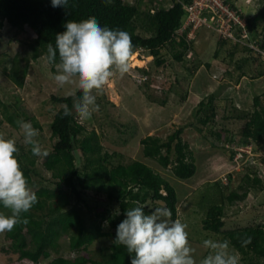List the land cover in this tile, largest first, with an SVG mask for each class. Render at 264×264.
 Listing matches in <instances>:
<instances>
[{
	"label": "rangeland",
	"instance_id": "1",
	"mask_svg": "<svg viewBox=\"0 0 264 264\" xmlns=\"http://www.w3.org/2000/svg\"><path fill=\"white\" fill-rule=\"evenodd\" d=\"M227 1L247 19L259 11L262 3V0ZM161 2L166 7L170 5V0ZM147 8L148 5L141 4L139 9L143 11ZM202 15L208 17L204 11ZM183 18L184 26L186 14ZM133 22L137 33L151 35L141 13ZM253 34H249V41L242 39V42L235 43L233 40H221L212 26H200L190 37L186 34L191 47L182 60L174 59V50L170 47H163L160 57L165 61L160 65L155 64L148 50L138 49L132 54L130 71L123 77L117 74L110 78L103 95L97 96L99 111L91 119L80 121L73 109L75 118L88 131L94 129L99 135L102 152L109 155V165L139 160L151 166L173 186L177 197L176 219L187 225L188 239L196 249L197 262L208 254L203 247L204 240H227V231L233 229L259 225L264 228V141H252L247 145L237 143V134L244 120L240 115L254 109L253 97L257 95L264 107V49L254 42L264 36V20L256 23ZM33 36L27 26L18 29L3 21L0 28V98L8 104L19 102L20 111L35 117L41 125L40 135L36 139L42 150L48 152L51 144L49 123L60 106L51 101L50 95L67 96L72 89L70 86L59 88L55 84L52 76L56 74V68H52L44 55L37 59L30 58ZM253 54L255 60L252 59ZM14 60L21 67L27 66L22 87H17L2 71L4 63L9 68ZM258 73L262 74L258 76ZM210 94H214L215 115L206 124H201L194 113L198 102ZM178 129L181 130L180 139L188 145L195 164V173L186 179L178 178L172 172L174 150L169 156L171 163L162 167L156 160L143 156L140 143V139L146 135H155L164 142ZM219 129L225 135L221 139L214 136V131ZM0 133L5 138L16 140V144L28 147L23 143L19 127L12 128L2 121ZM226 136L233 137L234 142L226 141ZM176 142L177 138H174L172 145ZM44 158V155L36 158L33 183L28 185L33 191L40 186H55L51 172L42 165ZM246 173L260 177L263 188L248 190L240 200L228 202L223 199V226L218 232L204 229L206 211L209 205L217 202V188L213 183L220 181L222 185L242 193L245 187H240V184ZM86 200L91 205L101 203L103 206H113L112 211L118 212L117 205L110 204L106 194L89 191ZM145 205L151 210L165 206L161 200H148ZM110 240L107 237L93 241L88 246L90 254L96 258L98 250L108 245ZM60 241L59 251L41 259L39 264H47L57 254H70L67 237L62 236ZM8 246L9 241L4 233L0 234V264H34L18 258ZM229 251L239 255L240 264L257 262L251 252L246 261L230 245Z\"/></svg>",
	"mask_w": 264,
	"mask_h": 264
},
{
	"label": "trees",
	"instance_id": "2",
	"mask_svg": "<svg viewBox=\"0 0 264 264\" xmlns=\"http://www.w3.org/2000/svg\"><path fill=\"white\" fill-rule=\"evenodd\" d=\"M191 1L170 0V5L166 7L161 0H131L130 3L126 0H111L110 3L108 0H69L67 8H64L53 7L51 0H0V28L3 21L18 29L27 26L34 34L30 58L37 59L42 55L47 57V45L52 43L55 46V36L65 30L68 20L81 21L95 17L102 27L128 32L134 45L132 54L138 49L148 50L155 64L160 65L165 61L160 57L161 48L170 47L174 50L172 52L174 59L182 60L191 47L186 36L188 28L180 29L183 16L186 14L184 5ZM141 4L148 5V8L141 11L139 9ZM138 13L142 14L146 25L148 23L146 28L152 32L151 35L142 36L136 32L133 20ZM263 20L264 0L259 11L247 19L250 35H254L256 23ZM254 42L264 49V36ZM252 59H256L254 54ZM17 63L14 60L9 68L4 63L2 71L17 87H22L27 75V66L21 67ZM51 66L54 68L55 64ZM77 95L80 93L77 92ZM50 99L60 106L54 111L49 123L51 144L42 165L45 170L51 172L55 186H40L34 190L38 202L29 212L22 214V218H26L28 223L17 225L13 231L4 233L9 241L7 248L16 253L18 258L39 264L41 259L59 251L62 244L60 239L65 236L70 254L67 256L57 254L47 264H130L131 257L125 247L113 244L117 225L125 218L126 211L137 206L142 207L146 214L150 213L151 209L145 205L148 200L163 201L172 211V219L175 220L177 218L175 189L151 166L142 161L109 165V155L102 152L99 135L94 129L88 131L84 124L75 118L71 95L51 94ZM213 104L214 94L198 102L194 115L199 123L206 124L214 117ZM18 105L19 102L8 104L0 98V123L5 121L16 129L19 127L16 121L23 119L41 130V125L35 117L20 111ZM64 105L72 111L71 115H63ZM253 105L254 109L250 113L240 115L244 120L237 134L239 139L237 143L247 145L252 141L255 143L264 141V107L261 106L257 95L253 97ZM180 131L176 130L164 142L155 135H146L140 139V143L143 156L156 160L162 167H167L171 163L169 156L174 150L172 172L176 177L186 179L195 173V164L191 151L187 149L188 145L180 139ZM214 136L221 139L225 135L219 129L214 131ZM174 138H177V142L172 145ZM225 139L234 142L233 137L226 136ZM16 145L19 148L17 159L30 185L33 183L32 176L35 173L37 156L32 155L30 145L27 148ZM213 186L217 188V202L209 205L203 218V228L218 232L224 224L225 215L224 204L221 201L240 200L250 189L261 190L263 180L254 173L244 174L240 184V187H245L242 193L233 187L222 185L220 181L214 182ZM228 188L229 192L225 194ZM89 191L106 194L108 202L117 205L118 212L112 211L113 206L87 203L86 196ZM0 211L10 215L2 205ZM226 235L229 245L239 251L245 260L248 259L250 252L257 260L245 264H264L262 226L233 229L227 231ZM107 237L111 239L110 242L101 247L94 258L88 246L98 238ZM248 237L251 238V242L247 246H242L241 240Z\"/></svg>",
	"mask_w": 264,
	"mask_h": 264
},
{
	"label": "clouds",
	"instance_id": "3",
	"mask_svg": "<svg viewBox=\"0 0 264 264\" xmlns=\"http://www.w3.org/2000/svg\"><path fill=\"white\" fill-rule=\"evenodd\" d=\"M51 4L67 8L69 0H51ZM186 28L188 36L190 28ZM133 49L128 32L102 27L95 17L68 20L65 30L56 34L55 46L52 43L47 45L46 59L56 68L52 79L59 88L71 87L69 95L80 121L91 119L99 111L97 96L103 95L110 78L117 74L123 77L130 71ZM71 114L72 111L64 105L63 115ZM16 123L24 145L31 146L32 155L46 156L48 153L42 150L36 139L39 130L23 119ZM18 153L16 140L0 134V205L10 213L0 211V234L27 224L22 214L29 212L38 202L20 167ZM186 229V224L172 219V211L166 206L155 207L148 214L137 206L126 211L125 218L117 225L113 244L125 247L131 257L130 264H240L239 255L229 251L228 240L211 239L203 241L208 254L197 262L196 249L190 244ZM250 242L248 237L241 240V245L247 246Z\"/></svg>",
	"mask_w": 264,
	"mask_h": 264
},
{
	"label": "built area",
	"instance_id": "4",
	"mask_svg": "<svg viewBox=\"0 0 264 264\" xmlns=\"http://www.w3.org/2000/svg\"><path fill=\"white\" fill-rule=\"evenodd\" d=\"M184 9L186 24L182 25V29L190 28L188 37L200 26H212L223 40H233L235 43L242 42V39L249 41L247 19L225 0H192L184 5ZM203 11L208 13V17L202 15Z\"/></svg>",
	"mask_w": 264,
	"mask_h": 264
}]
</instances>
